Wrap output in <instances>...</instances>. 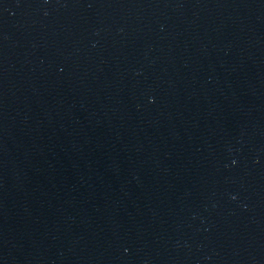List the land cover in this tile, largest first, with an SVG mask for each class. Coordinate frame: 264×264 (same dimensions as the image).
Wrapping results in <instances>:
<instances>
[{
    "label": "water",
    "instance_id": "water-1",
    "mask_svg": "<svg viewBox=\"0 0 264 264\" xmlns=\"http://www.w3.org/2000/svg\"><path fill=\"white\" fill-rule=\"evenodd\" d=\"M0 264H264V0H0Z\"/></svg>",
    "mask_w": 264,
    "mask_h": 264
}]
</instances>
